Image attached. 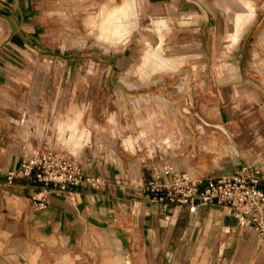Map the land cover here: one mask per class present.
Masks as SVG:
<instances>
[{
  "label": "crops",
  "instance_id": "0c3cea01",
  "mask_svg": "<svg viewBox=\"0 0 264 264\" xmlns=\"http://www.w3.org/2000/svg\"><path fill=\"white\" fill-rule=\"evenodd\" d=\"M49 1L0 0V264H214L216 258L225 264H264V243L248 229L244 233L245 227L225 206L201 205L196 214H191L178 204L165 208L147 192L155 170L164 169L165 164L181 173L189 169L194 174L195 168L197 179L206 181L232 175L246 163L260 171L259 187L264 191V165L259 162H264V124L258 117L249 121V127H242V120L227 122L217 104L214 118L210 113V120L205 116L197 120L191 111L188 89L182 106L163 95L131 98L137 133L129 132L131 124L120 120L116 112L106 128L92 123L91 128L99 136L107 134L102 143L95 138L92 146L87 135L85 140L84 135L75 138L73 130L89 123L81 120L79 114L83 111L74 100L68 112H64L65 101L57 102L60 64L52 85L48 84V62L52 61L45 55L49 50L41 31L45 28L42 10ZM181 2L123 0L119 4L121 9L115 17L120 19V33L130 34V40L120 50L126 49L137 34L151 33L148 27L140 30L138 23L130 22L139 18L140 12L169 9L171 16H151V21L156 17L172 19L163 24L155 22L161 35L171 36L166 47H160L159 41L153 46L141 35L147 47L139 62L146 56L149 61L141 75L127 73L123 77L126 84L142 81L140 88L127 84L130 89H146L164 83L170 75L192 73L177 45L178 35L185 28L171 26L172 22H191V14L177 12ZM256 18L249 4L241 6L232 24L236 47ZM88 44L99 47L93 40ZM261 62L264 71V59ZM196 66L204 69L206 64ZM37 71L40 87H34V95L26 103L21 98L29 97L28 88ZM188 77H183L184 86ZM47 87L52 88V93L43 102L41 96ZM239 95L236 90L230 106L233 118L242 110L243 103L235 101ZM250 98L264 103V91L254 89ZM124 107L119 106L123 117ZM242 111L250 113L247 108ZM53 113L55 119L50 118ZM241 128L251 130L257 147L237 141L232 130ZM62 131H66L64 135ZM115 138L120 139V149L113 148ZM102 144L106 154L101 152ZM68 145L77 148L70 149ZM52 146L72 157H82L84 182L62 190L32 177L9 179V174L22 165L24 148ZM161 155L162 161L157 160ZM92 179L99 183H91Z\"/></svg>",
  "mask_w": 264,
  "mask_h": 264
},
{
  "label": "rangeland",
  "instance_id": "374dc122",
  "mask_svg": "<svg viewBox=\"0 0 264 264\" xmlns=\"http://www.w3.org/2000/svg\"><path fill=\"white\" fill-rule=\"evenodd\" d=\"M122 2L123 0H50L42 10L45 13V16L42 13V22L45 28L41 31V38L47 40L49 51L45 55L48 56V61H52L48 62V72L51 73L48 77L51 81L48 84L52 85L56 66L60 64L61 70L57 80L60 94L57 102L60 104L65 101L64 112H68L74 100V104L83 111L79 114L81 120L84 119L86 123H89L87 126H84L83 123L81 129L73 130L74 134L72 135H75V138L87 135L90 137L89 142L92 143V146L95 138H100L102 143L108 136L107 134L99 136L98 131L91 128L92 123L95 121L106 128L109 121H114L116 112L120 120L123 118L131 124L129 132L137 133L135 116L130 104L131 98L146 97L150 99L153 95H163L182 106L186 102L185 94L188 89L191 94L189 99L191 111L197 120L203 116L210 120L207 116L210 113L212 115L209 116L214 118L217 112L215 104H217L227 122L232 119L237 122L242 120V122L240 121L241 126L249 127V121L258 117L259 123L264 124V103L250 98L254 89L264 91V71L260 68L261 60L264 59V42L262 41L264 36V0H182L177 12L178 14H191L193 16L191 22L181 25L172 22L171 26L185 28L178 35L177 45L180 53L189 61L187 66L192 69V73L170 75L164 83L157 86L149 85L148 88L142 90H132L128 87V82L126 84L122 80L129 72H139L142 66L143 60L139 62V59L143 51L146 50L147 43L141 35L137 34L132 43L124 50L111 49L114 52H108L109 50L105 46L93 40V37L98 36L101 25L108 20L106 16L109 17L112 12L119 11L121 9L119 4ZM246 4L253 8L257 18L247 28L241 44L236 47L233 43L232 24L240 13L241 6ZM151 16L171 15L169 9L168 11L154 10L149 13L144 11L142 14L140 12L137 28L143 30L151 27ZM100 21L103 23H99ZM73 36H81L84 39L87 37L86 44H75ZM142 36L147 38L151 45L156 44L154 46H157L158 38ZM92 40L99 47L88 44ZM194 44H197L195 49ZM193 49L194 51L189 53ZM196 58L200 60H194ZM201 62L206 64L204 69L196 66ZM38 73L40 72L37 71V76H34L35 80L32 78V84L28 88L29 97L27 99L26 96L23 99L20 97L26 103L31 101L35 92L34 87H40ZM187 75L189 77L185 80L186 86H184L183 77ZM25 89L23 85L22 90ZM44 90L46 92L41 96L43 102L48 100L52 88L47 87ZM236 90L240 91V95L235 98V101L242 102L241 109L247 108L250 113L246 115L242 110H238L233 118L230 106ZM118 97L122 98L123 103ZM116 100H118V107L115 105ZM123 104L125 106L123 110L126 113L124 117L122 109L119 108ZM41 107L42 105L39 106L40 109ZM77 112L80 113L81 110ZM50 118L55 119L54 113L50 115ZM168 119L171 121L170 118ZM100 131L101 133L105 132ZM232 131H234L238 142L245 143L252 148L257 147L252 140L249 128ZM64 132L66 131H62L61 134L64 135ZM114 141L116 144L113 148L120 149V139L115 138ZM68 147L70 149L77 148L75 145H68ZM143 151L140 153L142 156L145 155V148ZM87 152V157H89L90 151ZM101 152L103 154L107 152L103 144ZM162 158V155L158 156L157 160L162 161ZM221 261L222 259L216 258L214 264H221Z\"/></svg>",
  "mask_w": 264,
  "mask_h": 264
},
{
  "label": "built area",
  "instance_id": "2783aa9c",
  "mask_svg": "<svg viewBox=\"0 0 264 264\" xmlns=\"http://www.w3.org/2000/svg\"><path fill=\"white\" fill-rule=\"evenodd\" d=\"M259 175L254 165L246 163L232 175L204 181L190 179L186 173H177L165 166L163 172L155 170L147 192L165 208L178 204L191 214H196L201 205H223L242 227L257 234L264 243V191L259 187ZM17 177H32L62 190L86 180L82 167L57 151H48L34 159L25 154L20 169L9 174L10 180ZM89 181L99 183L93 179Z\"/></svg>",
  "mask_w": 264,
  "mask_h": 264
},
{
  "label": "bare ground",
  "instance_id": "6f19581e",
  "mask_svg": "<svg viewBox=\"0 0 264 264\" xmlns=\"http://www.w3.org/2000/svg\"><path fill=\"white\" fill-rule=\"evenodd\" d=\"M117 10V9H116ZM119 10V9H118ZM111 13V12H109ZM115 14L114 12H112V14L106 18H108V20L105 22V24L101 25V28H99V33H98V36H95L93 37V40H95L96 43L102 45V46H105L108 50H111V49H121L129 40H130V37L129 35L130 34H122L120 33V30L122 27H120L118 25V23H120V19H116V22H115ZM109 15V14H108ZM138 17H135L133 19H130V22L132 23H137L138 22ZM168 20H172L170 17H156V18H153L152 22H151V27H148V30L152 33H147V32H141L139 33L140 35H148V36H152L154 37V39L158 38L157 40L159 41V46L160 47H163V46H167V44L169 43L170 41V37H165L163 35H161L157 30L156 28L158 27V25L155 23V22H165V21H168ZM104 21V20H103ZM103 21H100L99 23H103ZM115 22V23H114ZM101 23V24H102ZM117 24V26L115 25ZM98 30V29H97ZM119 30V32L117 31ZM117 31V32H116ZM95 32V31H94ZM94 34V33H93ZM64 37H65V34H63ZM67 35V34H66ZM97 35V34H96ZM155 35V36H154ZM68 37V36H66ZM74 38V41H75V44H78V45H84L86 44V40H87V37L84 39L83 37L81 36H73ZM90 39V37H88ZM176 38V37H175ZM157 42V41H156ZM155 42V43H156ZM158 43V42H157ZM156 45V44H153V46ZM116 51V50H115ZM118 51V50H117ZM148 56L144 57L143 59V65L141 66V68L139 69V75H141V72H143V70L146 68L147 64H148ZM154 69H157L154 67ZM132 72V71H131ZM130 74V72L128 73ZM130 77V76H129ZM129 77H126L127 80L129 79ZM126 80V81H127ZM128 85L130 87H137V88H140L141 86H143L142 84V81H139V82H133V81H129L128 82ZM70 132V131H69ZM76 137V136H75ZM69 138V137H68ZM87 138V136H83L82 139L85 140ZM66 140V138H65ZM76 140V139H74ZM78 140V139H77ZM79 141V140H78ZM124 144V142H123ZM126 147V146H124ZM25 150V154L27 156V158L29 159H34L35 157L43 154V153H46L48 151H57L59 153H61L62 155H64L65 157H67L68 159H70L71 161L75 162L78 166H81L82 167V164H85V162L82 161V157H72L66 153H64L60 147H56V146H52V147H35V148H24ZM135 153V152H134ZM136 154V153H135ZM259 161V160H258ZM249 162V161H248ZM260 163H262L264 165V162H261L259 161ZM165 166H168V165H163L164 169H161L159 170L158 172H163L165 170ZM194 170V174H192L189 169H188V172L186 173V175L190 178V179H194L196 180L197 179V176H198V172H197V169L193 168ZM176 171V170H175ZM177 173H181L180 171H176ZM244 228V227H243ZM246 228H244V233H246Z\"/></svg>",
  "mask_w": 264,
  "mask_h": 264
}]
</instances>
